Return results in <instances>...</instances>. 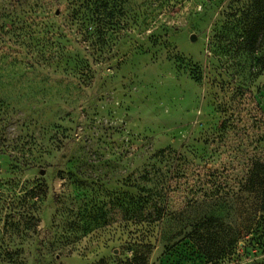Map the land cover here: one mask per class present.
Here are the masks:
<instances>
[{
    "label": "rangeland",
    "instance_id": "374dc122",
    "mask_svg": "<svg viewBox=\"0 0 264 264\" xmlns=\"http://www.w3.org/2000/svg\"><path fill=\"white\" fill-rule=\"evenodd\" d=\"M256 1L0 0V264H205L164 221L114 218L182 175L237 190L264 133V32L238 48ZM256 237L220 264H264Z\"/></svg>",
    "mask_w": 264,
    "mask_h": 264
},
{
    "label": "trees",
    "instance_id": "16d2710c",
    "mask_svg": "<svg viewBox=\"0 0 264 264\" xmlns=\"http://www.w3.org/2000/svg\"><path fill=\"white\" fill-rule=\"evenodd\" d=\"M255 5L258 8L257 13L244 33V42L238 44V48L252 54L256 53L261 46V35L264 32V0H257ZM257 65L259 71L256 77L260 76L264 70V58L257 61ZM253 98L258 110L264 116V110L261 109L257 97L253 96ZM228 124L229 119L222 121L221 130L227 127L230 129ZM253 139L249 142V152L243 155L247 172L244 178L238 179L239 186L230 196L221 195L217 189L219 187L215 186L209 178L201 184H211L215 190L205 194L201 199L197 184L193 185L194 182L189 179L188 175H182L179 178L187 185L182 191L185 195H181V189L174 190L173 188L172 192L168 188L161 189L159 193L150 191L142 203L138 204L136 210H123L116 213L115 221L146 224L164 221L165 234L172 231L169 238L175 239L181 236L182 239L193 243L205 258V264H220L244 237L257 235L256 239L262 240L264 244V230L259 231L261 221L264 223V148L262 147L264 133ZM167 152L170 154V151L163 150L159 156ZM188 169L185 168L186 171H190ZM176 178L178 175L173 179ZM169 193H179L182 202L185 200L184 203L179 206L175 205L176 207L170 206ZM205 208L208 215L203 212ZM250 241L253 242L254 239ZM134 261H137L135 257L125 264H132Z\"/></svg>",
    "mask_w": 264,
    "mask_h": 264
},
{
    "label": "water",
    "instance_id": "95a60500",
    "mask_svg": "<svg viewBox=\"0 0 264 264\" xmlns=\"http://www.w3.org/2000/svg\"><path fill=\"white\" fill-rule=\"evenodd\" d=\"M191 39H194L193 37Z\"/></svg>",
    "mask_w": 264,
    "mask_h": 264
}]
</instances>
